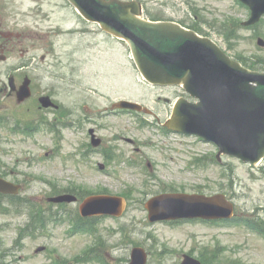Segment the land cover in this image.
Returning <instances> with one entry per match:
<instances>
[{"label":"rangeland","instance_id":"1","mask_svg":"<svg viewBox=\"0 0 264 264\" xmlns=\"http://www.w3.org/2000/svg\"><path fill=\"white\" fill-rule=\"evenodd\" d=\"M53 1L62 8H54L51 19L57 27L49 38L45 37L40 43L27 41L23 45L25 56L19 52L0 64L3 78L7 80L14 66L34 63L29 71L33 90L40 95L49 94L60 105L59 111L38 109L32 100L18 106L14 97L0 92V174L22 185L17 197L27 206L19 215L14 209L19 206L18 202L16 206L6 207L12 209L13 214L0 211V263L108 264L77 261L96 240L89 233H71L68 225L50 224L43 230L46 235L37 232L25 239L18 238V228L28 226L26 221L31 222L34 209L45 207L46 197L69 189L85 195L105 192L129 196L123 216L103 217L94 223L106 245L98 247L96 241L93 248L103 251L105 256L108 254L111 264H129L131 249L136 243L147 250V264H179L184 253L201 257L205 250L216 247H220L219 259L213 264H264V237L246 226L199 221L178 225L151 223L144 207L148 198L169 186L188 193L201 192L198 189L202 188L206 194L227 193L235 203L236 214L264 218V160L250 165L223 155L227 177H221L219 169L214 167L198 172L185 170L191 156L215 153L218 149L212 144L180 136L178 143H171L173 152L170 154V141L154 128L136 130L126 118L111 117L106 113L111 106L129 99L153 110L158 116L155 120L162 123L168 117L170 106L165 98L173 99L179 91L149 86L136 69L125 40L82 20L66 0ZM138 1L144 7V17L173 19L195 26L199 33L210 36L231 56L264 64V44L258 45L259 39L264 40V17L254 28L244 26L250 18V10L238 0ZM19 7L23 19L31 23L33 17L26 14L34 16L31 14L36 10L34 5L25 0ZM32 118L37 124L41 121L55 124L56 129L42 128L30 136L9 129L19 130L25 125L17 121ZM41 127L43 124L39 125ZM90 128L96 129L102 138L97 148L101 154L90 149ZM127 138L138 141L139 151L133 149ZM162 147L166 150H161ZM104 152L110 160L104 159ZM115 154L142 161L146 173L125 168L111 176V172L96 168L100 162L111 170V155ZM112 169H118L116 162ZM1 196L0 204H11L9 197ZM5 200L7 202H3ZM67 210L75 217L78 204L68 205ZM39 246L44 250L36 252Z\"/></svg>","mask_w":264,"mask_h":264},{"label":"water","instance_id":"2","mask_svg":"<svg viewBox=\"0 0 264 264\" xmlns=\"http://www.w3.org/2000/svg\"><path fill=\"white\" fill-rule=\"evenodd\" d=\"M83 14L102 23L111 32L130 41L138 65L153 82L171 84L183 81L187 90L198 96L199 103L187 100L176 108L173 126L185 133H197L216 141L223 151L245 160L257 161L264 156V73L250 71L231 59L210 38L201 37L175 22H152L138 16V7L119 0H72ZM252 9L246 24H253L264 14V0H242ZM253 83H257L254 85ZM29 95L27 83L19 99ZM45 106L51 103L43 99ZM125 106L135 105L122 102ZM96 144V143H95ZM0 178V190L13 192ZM155 198L150 202L151 220L178 217H229L232 205L223 196L189 198L182 206L181 195ZM62 195L55 201H72ZM196 208L194 212L191 209ZM84 215L123 212V199L111 195L89 197L81 207ZM131 264H146L145 250H133ZM183 264H201L186 257Z\"/></svg>","mask_w":264,"mask_h":264},{"label":"flooded vegetation","instance_id":"3","mask_svg":"<svg viewBox=\"0 0 264 264\" xmlns=\"http://www.w3.org/2000/svg\"><path fill=\"white\" fill-rule=\"evenodd\" d=\"M34 1L35 9L37 10L34 23L32 25H27V22L21 17L19 6L22 0H0V64L6 63L11 58L16 57L19 52L23 53V56H25L26 51L23 45L27 41H38L40 43L44 41L45 37L49 38V34H45V30L40 28L42 25L47 27H55L57 25L52 23V9H48L47 12L44 9L46 0ZM47 3H51V1L48 0ZM53 5L54 7L57 6V4ZM34 12L35 11H31V13ZM47 38L45 40H47ZM33 64L34 63H27L25 65L14 66L15 74L7 73V78L10 83L3 78L4 71L0 70V91L5 95L8 94L16 98L17 90L26 78L25 76H27L24 70L32 68ZM31 98L35 99L34 96ZM134 142H136V140H134Z\"/></svg>","mask_w":264,"mask_h":264},{"label":"trees","instance_id":"4","mask_svg":"<svg viewBox=\"0 0 264 264\" xmlns=\"http://www.w3.org/2000/svg\"><path fill=\"white\" fill-rule=\"evenodd\" d=\"M247 63H250L251 64V68H258V67H261V66H264V64H262V61H256V62H247Z\"/></svg>","mask_w":264,"mask_h":264}]
</instances>
